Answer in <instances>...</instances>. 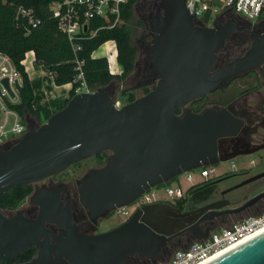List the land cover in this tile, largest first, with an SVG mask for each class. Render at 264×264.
I'll list each match as a JSON object with an SVG mask.
<instances>
[{"label":"water","instance_id":"95a60500","mask_svg":"<svg viewBox=\"0 0 264 264\" xmlns=\"http://www.w3.org/2000/svg\"><path fill=\"white\" fill-rule=\"evenodd\" d=\"M160 5L162 12L152 19L155 35L150 62L158 79L151 89L120 107L110 86L77 93L39 126H26L16 143L0 147V195L107 151L106 163L90 170L77 189L79 203L91 216H106L180 173L243 154L218 156V139L236 130L224 111L176 112L263 64L264 33L253 36L242 56L213 71L215 53L227 32L200 27L187 11L185 0H160ZM2 84L14 97L7 79ZM262 177L264 173L226 192ZM58 191L50 192L51 197L47 193L34 196L32 202L39 207L35 218L21 213L6 216L0 210V262L15 260L30 246L36 255L18 264H125L133 256L154 262L175 236L169 218L155 213L158 207L173 209L165 202L138 208L110 231L82 235L72 221L69 203L59 200ZM263 196L264 192L223 210L230 204L227 199L209 203L196 210L206 211V215L185 219L189 225L177 227V234L187 231L193 241L205 240L213 231L214 219L239 215ZM177 214L186 217L190 213ZM204 221L210 224L202 229ZM52 225L60 229L57 234L48 227ZM204 264H264V231Z\"/></svg>","mask_w":264,"mask_h":264},{"label":"flooded vegetation","instance_id":"af4514ba","mask_svg":"<svg viewBox=\"0 0 264 264\" xmlns=\"http://www.w3.org/2000/svg\"><path fill=\"white\" fill-rule=\"evenodd\" d=\"M161 12L160 0H136L132 7V15L136 13L137 23L141 21L143 25L138 27L140 30L138 32L139 38H133L135 47L138 50V57L134 64V71L130 76L129 82L135 84V89L143 90V92L145 88L152 87L158 79L157 73L151 66L150 48L155 35L152 26V19ZM199 26L202 28L227 32V36L215 53L217 61L213 68L214 71L223 67L235 58L242 56L250 47L253 36H258L264 33V14L258 19L249 20L232 10H225L219 16L206 23L200 24ZM209 109L224 111L233 119L236 126L234 134L226 135L218 139V156L225 157L230 153L238 152L243 153L240 156H249L250 158L248 159L246 167L241 171L231 173L223 180L215 183L213 180V183L208 185L209 188L212 187V191L205 204L198 205V203H194L190 209H180L175 206L174 202H165L170 203L173 206V209L158 207V210L155 213L168 217L169 221L174 226L175 233V236L168 242L167 247L163 251H167L169 248L178 245L189 246L193 242L190 232L185 231L181 234H177V227H186L189 225L186 223L185 219H191L194 216L199 219L207 214L206 211H196L199 208L209 203L224 199H227L230 204L228 207L222 208L221 210L232 208L231 201L233 202V200L228 199L227 196L242 189L247 190L250 188L247 191V194L243 196V202L264 192V177L230 192H226L235 185L260 173H264V63L254 70L242 73L230 79L228 83L217 87L204 97L192 101L176 113L181 114L184 111H190L195 114H201ZM35 127H37L36 124L30 125V128ZM10 146V144H7L5 147L8 148ZM109 155L110 152L105 151L96 156L79 160L62 172H58L39 181L25 185L24 187L28 189L29 192L24 201L19 205L20 209L18 210L15 208L13 210H4L5 212L14 211L13 214H7L5 212L4 214L6 216H13L21 213L26 217L35 218L39 213V207L32 202L34 196L38 195L40 197L47 193L51 197L53 194L50 192L59 190L58 198L63 204H66L67 202L69 203L72 221L76 225L77 231L80 234L94 236L114 229L117 226L109 225L108 220L111 216L113 217V215H116L115 212H110L106 216H91L90 211L83 208L79 203L77 193L81 180L90 172V170L103 166ZM218 163L220 162H217V160H211L206 162L205 166L214 167V165ZM232 164L233 163H231V165ZM232 179H238V181L222 187L223 183ZM251 192L255 193L247 198ZM263 207L264 196L252 207L239 215L258 214ZM178 212H188L190 214L186 217H180L177 214ZM142 214L145 216L147 215L145 212ZM116 217L121 223L129 219L128 218L124 221L123 218ZM228 217L230 216H221L214 219L211 227H215L219 222H224ZM209 224V221H204L200 223V227L204 229ZM48 227L54 234H57L60 231V229L54 225ZM50 243H54V240L51 239ZM135 258L136 257L134 256L129 257L126 259L125 264H132L135 262Z\"/></svg>","mask_w":264,"mask_h":264},{"label":"trees","instance_id":"16d2710c","mask_svg":"<svg viewBox=\"0 0 264 264\" xmlns=\"http://www.w3.org/2000/svg\"><path fill=\"white\" fill-rule=\"evenodd\" d=\"M55 1L58 0H0V52L10 57L21 75L18 102L8 103V108L14 111L21 120L25 117L38 118V112L32 106L33 91L25 68L21 64L27 52L34 53L33 67L49 73L56 86L71 84L70 98L75 95V88L80 84V81L76 79L78 74L76 61H82L81 71L90 91L108 87L112 81L127 78L134 71L138 50L132 46V29L126 23L132 17V7L136 0H129L126 5L122 6V22L119 25L113 28L99 29L94 36L72 43L69 42L65 34L59 31L57 23L51 15L49 5ZM18 7L32 10L33 17L40 19L41 23L36 28H32L29 20L18 14ZM103 23L102 19H93L89 22V27L91 30H96ZM142 25V22L137 23L136 19V26ZM108 41H114L116 44V60L121 67V75L109 72L106 58H93L92 56L100 46ZM74 45H79L80 49L74 51ZM128 90L123 89L121 95L127 94ZM147 92L148 90L145 88L143 94ZM127 98V102L135 99L132 95ZM211 184L212 181L208 180L202 185L190 187L184 197L174 201L175 206L180 209H190L194 203L204 201L211 194L212 189L208 187ZM197 187L200 189H196ZM28 192L29 190L24 186L9 189L0 195V210L17 208L24 201ZM35 255L36 249L30 246L15 260L1 261L0 264L23 263ZM134 261L142 262L136 258Z\"/></svg>","mask_w":264,"mask_h":264},{"label":"built area","instance_id":"2783aa9c","mask_svg":"<svg viewBox=\"0 0 264 264\" xmlns=\"http://www.w3.org/2000/svg\"><path fill=\"white\" fill-rule=\"evenodd\" d=\"M129 0H58L49 5L53 19L57 23L59 31L65 34L69 42H75L96 34L99 29L113 28L121 20L122 6ZM186 9L194 18L198 25L206 23L219 16L225 10H232L249 20H255L264 14V0H185ZM17 12L20 16L29 20L32 28H36L40 19L33 17L30 9L18 7ZM93 19H102L104 23L96 30H91L89 22ZM114 48L113 56L116 60L117 48L114 41H111ZM74 51L79 50V45L73 46ZM110 57L107 56L110 71ZM27 58L25 54L24 60ZM31 61L34 62V53L31 54ZM24 60L21 62L25 66ZM78 71L77 80L80 84L75 88V94L89 92L83 73L81 71L82 61H76ZM25 68V67H24ZM7 79L14 97H10L2 81ZM21 86V75L15 68L10 57L0 52V147L7 144L13 145L26 131V125L22 123L20 117L8 108L9 104L18 102V87ZM118 107L117 103H115ZM231 167H234L232 164ZM192 171H198L201 181H208L210 178L218 177L213 166H202L195 170L186 172V180L193 181ZM222 174V173H221ZM201 183V182H200ZM198 183V184H200ZM191 184L190 187L198 185ZM188 187V188H190ZM177 186H167L165 197L160 198L157 189L152 187L142 193L131 205L117 208L112 211L116 216L126 219L138 208L158 202H174L184 197L187 189ZM264 231V209L256 215L245 219L232 222L228 227L213 230L209 236L202 241H193L187 248L177 250L172 257L165 262L157 264H204L223 252L235 247L236 245L250 239L258 233Z\"/></svg>","mask_w":264,"mask_h":264},{"label":"rangeland","instance_id":"374dc122","mask_svg":"<svg viewBox=\"0 0 264 264\" xmlns=\"http://www.w3.org/2000/svg\"><path fill=\"white\" fill-rule=\"evenodd\" d=\"M136 19H137V14L134 13L132 15V17L130 18V20L126 23L127 26H129L131 29H132V36H131V43H132V46H135V43L133 41V38H139L138 36V32L140 31L139 28L136 26ZM122 21L120 20V22L117 24L119 25ZM108 44V47L111 48L109 51H107L106 48L104 47H99L98 50L96 51V55L100 54L101 51H104L106 49V55L107 56H111L110 57V62H111V68H115L116 67V61H115V58L113 56V51H114V48L111 46V43H107ZM107 59V58H106ZM47 73V72H46ZM122 71L120 72L119 75H121ZM48 76L49 73H47ZM129 79H130V76H128L127 78H124L122 80H115V81H112L110 87L113 89L114 91V100L115 102L117 103L118 107L128 103L127 100H128V96L129 95H132L133 98H137V97H140L143 95V90H138V89H135V84L133 83H130L129 82ZM123 89H130L128 90L127 94L125 95H121V91ZM147 90L151 89V86L146 88ZM39 115V114H38ZM22 123L25 124L26 126H29L32 125V124H36L37 126L40 125L41 123V118L40 116H38V118H31V117H25V119L22 120ZM250 157H244V156H237L235 157L234 159H231V160H228V161H225V162H220L216 165H214L215 169H216V173L220 174L217 178H210L209 181H213L214 183L215 182H218L220 180H223L224 178H226L227 175L231 174V173H237L239 171H241L244 167H246L247 165V162H248V159ZM231 163L234 164V167H231ZM222 173V174H221ZM191 174L193 175V181L192 182H188L185 178H186V172H183V173H180L178 174L177 176H175L173 179H171L170 181H168L167 183H164V184H160L158 186H156L155 188L157 189V193H158V196L160 198H164L165 197V189L167 186H177L178 184H180L182 186V188L186 189L188 187H190L191 184H198L199 185H202L203 183H205L206 181H201V178L199 177V173L198 171H192ZM238 179H232L226 183H223L222 184V187L223 186H227V185H231L233 184L234 182H237ZM212 182V183H213ZM189 189V188H188ZM187 189V190H188ZM196 189H200V187H197ZM212 189V187L210 188ZM250 188H248L247 190L245 189H242V190H239V191H236V192H233L231 193L229 196H227L228 199H232L233 202L231 201V204H232V207H236L238 205H240L243 201H244V198L243 196H245L247 194V191L249 190ZM257 192V191H256ZM187 191L185 192V195H186ZM255 192H251L247 198H249L250 196H252V194H254ZM210 196V195H209ZM209 197H207L204 201L198 203V205L200 204H205L207 202ZM22 208V207H21ZM16 209H20L19 206H17ZM264 209V207L262 208V210ZM261 210V211H262ZM260 211V212H261ZM3 212H5L3 210ZM7 214H13L14 211L12 212H5ZM259 214V213H258ZM252 215H256V214H243V215H238V216H230L228 217L224 222H219L215 225V227H213V230H219L221 228H225V227H228L232 222H235V221H239V220H242V219H245L249 216H252ZM109 222V225L111 226H118L121 221L116 217V215H113V217L111 216L108 220ZM188 246H182V245H178V246H174L172 248H169L167 251H163L158 259L154 262H148V261H142V262H133L132 264H157L159 262H165V261H168L173 253L177 250H180V249H185L187 248Z\"/></svg>","mask_w":264,"mask_h":264},{"label":"crops","instance_id":"0c3cea01","mask_svg":"<svg viewBox=\"0 0 264 264\" xmlns=\"http://www.w3.org/2000/svg\"><path fill=\"white\" fill-rule=\"evenodd\" d=\"M107 43H111L108 41L102 45V47L106 48L109 51L111 48L108 47ZM101 47V46H100ZM106 49L101 51L100 54L96 55V50L92 56L93 58H106ZM32 51L27 52V58L24 60L25 63V71L27 73L34 99L32 101L33 108L38 112V116L41 118V123L45 122L53 113L58 111L70 98V90L71 84H65L61 86H56L53 83L52 76H48L46 72L40 69H35L33 67V63H29L31 61ZM116 67L111 68L110 65V73L119 75L121 72V67L116 62Z\"/></svg>","mask_w":264,"mask_h":264}]
</instances>
